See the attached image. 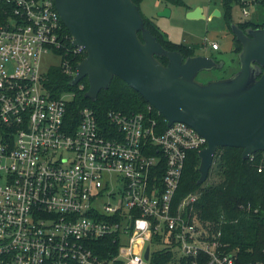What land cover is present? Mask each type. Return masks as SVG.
Instances as JSON below:
<instances>
[{
    "label": "built area",
    "instance_id": "built-area-1",
    "mask_svg": "<svg viewBox=\"0 0 264 264\" xmlns=\"http://www.w3.org/2000/svg\"><path fill=\"white\" fill-rule=\"evenodd\" d=\"M254 1L242 0L245 16ZM0 2V264H251L188 207L195 192L175 204L205 136L184 121L164 117L163 127L151 104L107 119L84 106L77 117L74 93L54 97L44 84V54L77 73L60 51L67 34L55 0ZM247 158L263 171L264 150Z\"/></svg>",
    "mask_w": 264,
    "mask_h": 264
},
{
    "label": "water",
    "instance_id": "water-1",
    "mask_svg": "<svg viewBox=\"0 0 264 264\" xmlns=\"http://www.w3.org/2000/svg\"><path fill=\"white\" fill-rule=\"evenodd\" d=\"M60 16L87 56L71 84L87 77L85 96L96 100L117 76L136 89L167 120L184 121L207 139L199 152L200 177L207 180L220 146L243 148V157L264 150V27L232 23L241 42L239 68L232 75L203 82L201 71L221 69L225 60L196 53L184 57L167 49L146 27L134 0H55ZM165 6L159 15H169ZM214 14L221 15L220 9ZM189 17L204 16L200 7ZM141 33V35H140ZM159 56H166L164 63ZM149 253L147 249L146 255Z\"/></svg>",
    "mask_w": 264,
    "mask_h": 264
},
{
    "label": "trees",
    "instance_id": "trees-1",
    "mask_svg": "<svg viewBox=\"0 0 264 264\" xmlns=\"http://www.w3.org/2000/svg\"><path fill=\"white\" fill-rule=\"evenodd\" d=\"M141 4L143 0H134ZM176 4H184L183 0H165ZM223 16L226 19L229 30L232 31V9L234 3L243 6L242 0H221ZM256 4L264 7V0H255ZM4 2H0V11ZM143 14V12H142ZM260 20L247 18L236 23L243 29L247 27H264V12ZM145 25L157 37V39L170 50H178L184 57L196 54L197 46L184 42H175L163 33L153 18L143 14ZM64 25V24H63ZM67 38L63 41L65 58H68L73 66L82 61L87 53L68 52L73 48L71 33L64 25ZM141 35V33H140ZM234 51L241 50V42L233 34ZM68 52V53H67ZM159 58L167 63L166 56ZM72 75L66 72L62 65H52L45 73L44 84L49 93L54 97H60L64 93L73 92L74 97L69 102L70 109L78 117L80 108L93 107L98 115L107 119L109 110H120L125 113L148 111L150 103L133 87L121 78L115 76L107 89H102L96 100L85 96L89 88L87 77L82 79L84 88L71 84ZM153 115L166 127L164 116L152 106ZM243 148L235 146H220L215 155V168L218 169V181L207 184L198 183L200 177V157L198 152L191 151L188 155L180 186L176 192L175 204L187 195L201 190L199 197L190 203L188 207H194L201 221H211L216 228H221L224 240L229 243V248L238 249L242 263L255 264L264 262V169L259 171L257 164L244 158ZM104 241H100L103 244ZM103 254V257H107ZM159 262V259L157 260Z\"/></svg>",
    "mask_w": 264,
    "mask_h": 264
},
{
    "label": "rangeland",
    "instance_id": "rangeland-1",
    "mask_svg": "<svg viewBox=\"0 0 264 264\" xmlns=\"http://www.w3.org/2000/svg\"><path fill=\"white\" fill-rule=\"evenodd\" d=\"M167 4L171 9L169 15H159L160 3ZM184 4H176L173 1L165 0H143L140 4L141 12L146 17L152 18L165 33L169 39L175 42H184L187 44H194L197 46L196 53L205 55L213 54L217 58L224 59L225 65L221 69H214L211 71H201L198 74V79L207 82L210 79H217L232 75L239 68V59L237 51H234L233 33L229 30L226 19L223 16V8L221 0H183ZM200 7L203 10V15L200 17H189L188 11ZM189 8V10H187ZM215 9H220L222 14H214ZM264 12V7L254 3L249 8V14L245 16L242 7L234 3L232 9V16L234 22L253 18L261 19ZM217 41L220 48L212 49L211 42ZM211 46V47H210ZM61 58L58 54H44L41 61L42 70L47 69L52 65L60 64ZM218 169L213 163L207 180L204 184L218 181ZM201 190L195 192L198 196Z\"/></svg>",
    "mask_w": 264,
    "mask_h": 264
},
{
    "label": "crops",
    "instance_id": "crops-1",
    "mask_svg": "<svg viewBox=\"0 0 264 264\" xmlns=\"http://www.w3.org/2000/svg\"><path fill=\"white\" fill-rule=\"evenodd\" d=\"M164 1H162L161 3H160V5H159V9H162L163 7H165V6H167V4L166 3H163ZM187 10H189V8L187 9ZM202 12H203V10H202ZM152 18H154V16L152 17ZM211 47V46H210ZM212 48V47H211ZM219 48H220V46H219ZM219 48H217V49H219ZM213 49V48H212ZM210 55H213V54H210Z\"/></svg>",
    "mask_w": 264,
    "mask_h": 264
}]
</instances>
